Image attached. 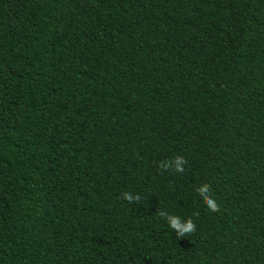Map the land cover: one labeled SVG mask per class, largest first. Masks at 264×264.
<instances>
[{
    "label": "trees",
    "instance_id": "trees-1",
    "mask_svg": "<svg viewBox=\"0 0 264 264\" xmlns=\"http://www.w3.org/2000/svg\"><path fill=\"white\" fill-rule=\"evenodd\" d=\"M0 264H264V0H0Z\"/></svg>",
    "mask_w": 264,
    "mask_h": 264
},
{
    "label": "clouds",
    "instance_id": "clouds-1",
    "mask_svg": "<svg viewBox=\"0 0 264 264\" xmlns=\"http://www.w3.org/2000/svg\"><path fill=\"white\" fill-rule=\"evenodd\" d=\"M185 163L186 161L183 156H175L170 161L166 160L162 162L160 167L163 169L171 168L176 173H182L184 171ZM196 191L209 211H217L218 205L211 194L210 188L207 185H201L196 189ZM121 195L125 201L129 202L138 201L140 199L139 195H134L128 192H124ZM159 214L165 217L169 229L175 233L177 240L186 238L196 231L195 224L191 219H182L177 215L166 214L164 212H160Z\"/></svg>",
    "mask_w": 264,
    "mask_h": 264
}]
</instances>
